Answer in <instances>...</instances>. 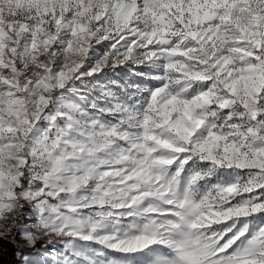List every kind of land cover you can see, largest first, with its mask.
Segmentation results:
<instances>
[{
    "label": "snow or ice",
    "instance_id": "1",
    "mask_svg": "<svg viewBox=\"0 0 264 264\" xmlns=\"http://www.w3.org/2000/svg\"><path fill=\"white\" fill-rule=\"evenodd\" d=\"M264 264V0H0V257Z\"/></svg>",
    "mask_w": 264,
    "mask_h": 264
},
{
    "label": "rangeland",
    "instance_id": "2",
    "mask_svg": "<svg viewBox=\"0 0 264 264\" xmlns=\"http://www.w3.org/2000/svg\"><path fill=\"white\" fill-rule=\"evenodd\" d=\"M15 259L16 257L9 252L0 257V264H15Z\"/></svg>",
    "mask_w": 264,
    "mask_h": 264
}]
</instances>
